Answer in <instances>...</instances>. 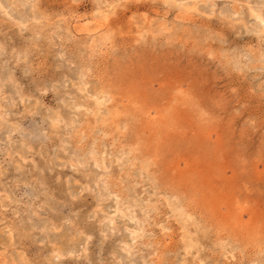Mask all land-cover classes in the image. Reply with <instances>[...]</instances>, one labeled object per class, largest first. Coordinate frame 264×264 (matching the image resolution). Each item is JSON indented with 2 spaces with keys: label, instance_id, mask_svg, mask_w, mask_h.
<instances>
[{
  "label": "rangeland",
  "instance_id": "1",
  "mask_svg": "<svg viewBox=\"0 0 264 264\" xmlns=\"http://www.w3.org/2000/svg\"><path fill=\"white\" fill-rule=\"evenodd\" d=\"M0 264H264V0H0Z\"/></svg>",
  "mask_w": 264,
  "mask_h": 264
}]
</instances>
